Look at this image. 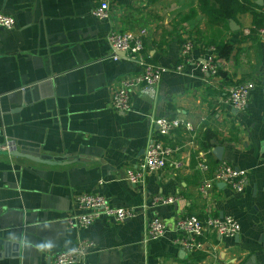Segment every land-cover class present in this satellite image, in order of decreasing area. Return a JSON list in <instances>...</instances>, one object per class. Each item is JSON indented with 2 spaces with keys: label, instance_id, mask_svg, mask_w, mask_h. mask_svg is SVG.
Returning <instances> with one entry per match:
<instances>
[{
  "label": "crops",
  "instance_id": "0c3cea01",
  "mask_svg": "<svg viewBox=\"0 0 264 264\" xmlns=\"http://www.w3.org/2000/svg\"><path fill=\"white\" fill-rule=\"evenodd\" d=\"M103 1L109 19L94 13ZM223 8L231 16L220 15ZM0 12L16 20L0 29V151L13 144L58 162L0 154V264H52L82 240L95 246L74 264H264V0H0ZM113 29L142 32L146 61L169 69L157 86L136 87L127 111L112 107L113 92L140 67L135 58L112 57ZM188 39L195 41L192 61L177 71ZM217 44L212 76L200 62L206 46ZM245 81L255 87L239 111L225 88ZM157 117L193 125V132L181 127L161 137L179 148L184 166L132 183L127 172L143 159ZM200 158L211 167L206 174ZM222 161L245 172V189L217 183L202 195L201 179ZM81 193L139 212L70 228L67 217L84 212L76 204ZM156 196L176 200L154 205ZM208 214L235 217L240 232L208 231L192 252L175 242L178 219ZM152 217L170 229L147 242Z\"/></svg>",
  "mask_w": 264,
  "mask_h": 264
},
{
  "label": "built area",
  "instance_id": "2783aa9c",
  "mask_svg": "<svg viewBox=\"0 0 264 264\" xmlns=\"http://www.w3.org/2000/svg\"><path fill=\"white\" fill-rule=\"evenodd\" d=\"M94 13L99 19H109L111 16L110 4L107 1H103L95 9ZM15 25L16 20L14 17L0 12V29H12ZM259 32L264 36V26L259 29ZM108 42L113 51V58L118 59L120 54H123L127 57L135 58L140 67L137 73L122 78L113 92L112 107L116 111H127L131 107L132 91L140 85L157 86L163 74L169 69L146 61L142 32L113 29L109 34ZM194 48L195 41L192 39H188L183 43L180 52L181 63L175 66V70L183 71L186 64L192 61L191 56ZM217 52L216 46H206L205 54L200 62L201 70L204 73L212 76L217 74ZM254 87L253 81L227 86L225 88L227 91L226 101L234 109L245 110L248 107L250 93ZM151 121L155 130L147 143L144 157L135 169H129L127 172V179L132 183L142 182L146 174L162 171L167 167L176 172L184 166V162L178 156L179 148L169 145L161 137L170 136L181 127L193 132V125L185 119L170 117H157ZM197 168L202 174H206L211 167L205 158H200ZM217 183H224L232 189L241 192L246 187L247 176L244 171L227 161H222L213 169L210 176L201 179L199 185L200 193L207 196ZM175 200L174 197L156 196L152 202L154 205H164L172 204ZM76 204L84 212L70 215L66 219L69 227L75 229L87 228L99 217H106L116 222H124L134 218L139 212L138 207L113 206L109 199L100 193H81L77 196ZM169 229L170 225L165 223L160 217H152L148 221L146 241L162 237ZM173 229L180 235L175 242L192 252L202 248V239L208 231H213L220 236H236L241 230V225L231 215L219 217L208 214L202 218L196 215H187L178 219L174 223ZM94 246L93 242L82 240L75 246L57 253L52 264H74L80 262L86 257L88 250L94 248Z\"/></svg>",
  "mask_w": 264,
  "mask_h": 264
},
{
  "label": "water",
  "instance_id": "95a60500",
  "mask_svg": "<svg viewBox=\"0 0 264 264\" xmlns=\"http://www.w3.org/2000/svg\"><path fill=\"white\" fill-rule=\"evenodd\" d=\"M8 147H6L8 149V151L6 150H3V151H0V154H6V152H9L11 155H20V156H25L29 159H32L34 161H38V162H42V163H47V164H56L58 163L57 161H53V160H50V159H43V158H40V157H36V156H33V155H29V154H22L20 152H18L16 150V147L13 145V144H10V145H7ZM214 153L215 155L222 159V154H223V148L221 146H218L214 149Z\"/></svg>",
  "mask_w": 264,
  "mask_h": 264
},
{
  "label": "trees",
  "instance_id": "16d2710c",
  "mask_svg": "<svg viewBox=\"0 0 264 264\" xmlns=\"http://www.w3.org/2000/svg\"><path fill=\"white\" fill-rule=\"evenodd\" d=\"M200 1V4L202 5L203 3H204V0H199ZM219 13H220V15H222V16H226V17H229V16H231L230 15V13H229V11L228 10H225L224 8L223 9H221V11H219ZM220 44H217V51H218V49H220Z\"/></svg>",
  "mask_w": 264,
  "mask_h": 264
}]
</instances>
